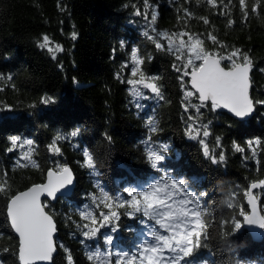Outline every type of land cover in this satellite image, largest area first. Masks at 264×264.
<instances>
[{"label":"trees","instance_id":"1","mask_svg":"<svg viewBox=\"0 0 264 264\" xmlns=\"http://www.w3.org/2000/svg\"><path fill=\"white\" fill-rule=\"evenodd\" d=\"M253 2L248 0L249 9ZM218 3L221 7L213 8L203 0L187 4L183 0H149V19L145 20L143 15H134L132 7L136 5L143 13V0H0V172L7 171L10 185L9 193L0 194V264H18V243L6 222L8 197L43 184L46 172L56 169L57 164L71 169L76 187L70 198L53 206L45 203L57 232L53 264H66L64 248L75 264H90L87 252L98 246L105 248L106 235L114 237L117 248L111 249L113 252L132 249L147 231L139 223V214L129 217L120 209L117 232L102 228L95 239L84 240L82 225L88 221L81 220L79 213L87 209L98 216L101 209L92 198L98 197L101 189L128 199L124 188H141L160 175L186 180L194 194L207 193L200 202L210 225L209 238L203 241L206 247L197 251L195 261L264 264V241L254 244L242 228L232 230V221L243 219L238 216L240 208L247 211L245 190L264 180V105H255V115L247 123L232 121L209 105L200 109L197 122L208 125L210 135L205 141L209 149L217 157L221 151L225 155L222 163L213 164L203 155L201 144L186 132L188 114L196 116L191 105L198 104L197 99L185 98L188 85L182 86L177 78L174 56L157 50L144 35L145 31L155 35L149 30L150 13L155 10L157 20L152 27L158 31L196 33L209 51L223 54L225 50L208 39L211 33L227 49H241L253 62L250 97L264 101V72L260 71L264 69V3L246 21L237 0ZM182 8L193 13L186 29L177 19L183 16ZM222 9L228 15L221 14ZM200 17L210 23L205 25ZM229 20L234 23L229 25ZM44 35L50 38L51 47L59 45L63 50L40 48ZM133 48L143 61L140 70L158 78L163 99L148 94L143 99L132 98L126 81L132 78ZM46 97L51 102L41 103ZM149 119L157 131L149 130ZM77 130L73 137L71 133ZM57 135L66 139L57 142L60 153L51 157L49 145ZM12 137L20 142L32 140L33 144H18L8 152ZM149 138L154 150L168 146L162 153L165 159L159 165L160 172L151 167L146 156ZM217 138L221 147L216 146ZM250 141L259 143L249 146ZM237 146L244 150L236 151ZM84 149L94 158L95 174L82 166ZM24 152L31 153L36 167L17 166ZM255 195L264 215V190ZM229 202L233 207H228ZM223 221L229 223L221 226Z\"/></svg>","mask_w":264,"mask_h":264},{"label":"snow or ice","instance_id":"2","mask_svg":"<svg viewBox=\"0 0 264 264\" xmlns=\"http://www.w3.org/2000/svg\"><path fill=\"white\" fill-rule=\"evenodd\" d=\"M189 2L190 0H183L185 4ZM197 2L199 3L200 0ZM203 2L213 8L221 7L218 0H203ZM222 2L230 4L232 0H222ZM237 2L242 19L246 21L251 13L258 11L259 4L264 3V0H254L250 9L248 0H237ZM143 3L145 11L142 13L139 7L132 5L135 9L133 14L136 16L143 15L144 19L148 20L149 0H143ZM180 11L183 12V16H179L177 19L178 22L184 23L186 29L188 20L193 18V13L188 8H182ZM221 14L228 15V12L222 9ZM199 19L205 25L210 23L206 17ZM156 20L157 12L153 10L150 13L149 25L155 35H150L148 31H145V37L154 44L157 50L167 51L174 56L177 63L173 64V68L179 73L178 80L182 82V86L189 83L191 86V90L185 87V98L195 97L199 101V104L191 105L195 108L196 116L189 113L188 104L184 106L185 112L189 113L187 119L190 123L186 125V132L191 139H197L201 134L204 138L209 137L208 125H201L197 122V118L201 114L200 109L209 103L212 111L227 109L239 118L249 116L254 111L256 104L264 105V101H254L249 94L250 71L253 68V62L247 53L239 48L227 49L211 33L208 34V39L225 51L223 54L209 51L200 35L187 30L171 33L158 31L152 27ZM228 23L231 25L234 21L229 20ZM72 38H76L75 33H73ZM50 45V38L44 35L38 46L47 49L49 52L63 50L59 45L55 48ZM131 60L134 65L131 70L132 78L126 81L131 86V96L145 98L142 89H147L155 97L163 99L160 87L156 83L158 78L148 77L140 70L143 61L135 48L131 50ZM224 61L228 62L227 66L223 64ZM260 71L264 72V69H260ZM185 77L190 79L185 80ZM117 78H120L119 74H117ZM8 79L11 80V77ZM50 102V97L41 100L43 104ZM5 107L8 108L9 106L5 105ZM137 107L140 105L137 104ZM148 124L151 132L157 131L153 120L149 119ZM77 134L78 130L71 133L73 137ZM62 139L66 138L57 135L49 145V151L59 154L60 148L56 145ZM199 143L202 146L203 155L210 159L213 164H219L225 160L222 151L218 157L212 153L205 139H200ZM252 143H259V141H250L249 146ZM10 144L11 147L7 148V151L13 152L18 144L21 147L30 146L33 141L24 140L20 142L17 137H12ZM147 144V159L151 167L160 172L159 165L165 159L162 153L168 150V146L162 145L160 151L154 150L150 138ZM216 146L221 147L219 138H217ZM243 150L238 146L236 147L238 152ZM83 157L82 166L93 170V174H95L94 158L87 149L83 150ZM20 160L26 161V163H21ZM20 160L16 162L18 167H28L29 164L33 167L37 166L32 161L30 152H24ZM7 176V171L0 172V194L10 192ZM72 182L73 177L70 169L66 165L57 164L56 169L48 170L46 183L35 184L26 191H20L8 197L6 214L11 229L18 237L19 264H36L37 261L53 260V254L56 252V244L53 239L56 226L53 217L45 211L47 205L41 201V196L46 195L55 199L57 194ZM261 187H264V180L251 183L245 190L244 196L250 211H245L244 207L240 208L238 216L243 219L242 221L240 219L232 221L233 232L240 230L243 226H255L264 230V215L258 212L257 197L252 194L253 189ZM124 192L127 193L128 199L113 197L104 189L100 190L98 197L93 196V203L101 210L98 216L87 209L79 213L81 220L88 221L82 225V236L84 240H93L102 228H110L112 233L117 232L119 225L115 222L120 219L121 212L119 210L125 209L123 215L134 217L139 214V223L147 228V231L143 233L144 238L130 250L113 252L110 246L113 244L114 237L106 235L103 237L105 248L98 246L87 252L86 258L90 264L93 261H97L99 264H193L197 251L206 247L203 241L209 238L208 228L210 225L206 222V211L200 202L207 193L194 194L187 187L186 180L167 175H160L145 183L141 188L126 187ZM228 207H233L231 202L228 203ZM226 223L229 221H223L221 226ZM60 247L63 248L64 246L61 245ZM4 251L7 252L8 249L5 248ZM64 251L67 253L66 264H75L68 249L64 248ZM195 264H208V262L195 261Z\"/></svg>","mask_w":264,"mask_h":264},{"label":"water","instance_id":"3","mask_svg":"<svg viewBox=\"0 0 264 264\" xmlns=\"http://www.w3.org/2000/svg\"><path fill=\"white\" fill-rule=\"evenodd\" d=\"M250 77H251V71H250ZM185 78H186V80L190 79L188 77H185ZM187 85H188V89L191 90L190 83L187 84ZM143 90L148 95L154 96V94L151 93L149 90H147V89H143ZM249 93H250V90H249ZM197 103L199 104L198 100H197ZM207 105L210 106V103L207 104ZM217 110L220 113H222L223 115H225L226 117H228L229 119H231L232 121H235V122H238V123H247V122H249L250 120L253 119V117L255 115V111H256V109H254V111L249 116L244 117V118H239V117H235L227 109H217ZM54 155H55L54 153L49 152V156L53 157ZM70 171H71V169H70ZM71 173H72V177H73L72 184L68 185L65 189H62L61 192L57 194V197L55 199L49 198L46 195H42L41 196V201L43 203L49 204L50 206H53L59 200L70 198L72 196L74 190H75V187H76V180H75L74 174H73L72 171H71ZM46 181H47V172L45 174L43 183H46ZM262 190H264V187L253 189L252 190V194L255 195L256 193L261 192ZM245 206L247 207V199H245ZM257 209H258V212L261 214V210H260V206H259L258 200H257ZM247 211H250V209H248V207H247ZM6 222H7V226L9 228L12 236L16 239V241L18 243V237H17L16 233L14 232V230L11 229L10 222L7 219V214H6ZM242 230L249 234V236H250V238H251V240H252V242L254 244H261L264 241V230H260L258 227H255V226H243ZM56 237H57V232L55 231V233L53 234L54 241H55ZM56 256H57V248H56V252L53 254V260L52 261H37L36 264H53V261H54ZM17 260H18V254H17ZM18 264H19V260H18Z\"/></svg>","mask_w":264,"mask_h":264},{"label":"rangeland","instance_id":"4","mask_svg":"<svg viewBox=\"0 0 264 264\" xmlns=\"http://www.w3.org/2000/svg\"><path fill=\"white\" fill-rule=\"evenodd\" d=\"M150 31H151V28L149 29ZM186 39V38H185ZM166 43V42H165ZM224 63H226V64H228V62L227 61H224ZM130 89H131V86H130ZM142 91H143V93L144 94H147L143 89H142ZM131 94V93H130ZM150 96V95H149ZM155 96V95H154ZM154 96H152V97H154ZM133 99H136V100H138V99H143V98H134V97H132ZM189 99V98H188ZM200 139H205L206 140V138H204L203 136H202V134L200 135V136H198L197 137V139H193V141H195L196 143H199V140ZM207 142V141H206ZM200 144V143H199ZM50 152V151H49ZM162 163V162H161ZM256 196V195H255ZM257 197V200L259 201V197L258 196H256ZM46 209V208H45ZM139 218H140V216H139ZM150 223V222H149ZM145 229L147 230V228L145 227ZM144 237H141L140 239H139V242L143 239ZM95 247V246H94ZM110 248L112 249V250H115L116 248H117V246H116V244L115 243H113L111 246H110Z\"/></svg>","mask_w":264,"mask_h":264}]
</instances>
